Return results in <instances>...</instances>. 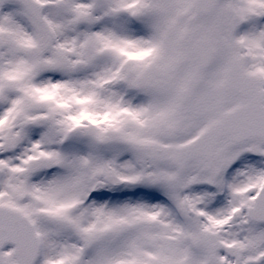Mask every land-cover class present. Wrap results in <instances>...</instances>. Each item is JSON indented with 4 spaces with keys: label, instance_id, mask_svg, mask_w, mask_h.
Returning a JSON list of instances; mask_svg holds the SVG:
<instances>
[{
    "label": "snow or ice",
    "instance_id": "1",
    "mask_svg": "<svg viewBox=\"0 0 264 264\" xmlns=\"http://www.w3.org/2000/svg\"><path fill=\"white\" fill-rule=\"evenodd\" d=\"M0 264H264V0H0Z\"/></svg>",
    "mask_w": 264,
    "mask_h": 264
}]
</instances>
